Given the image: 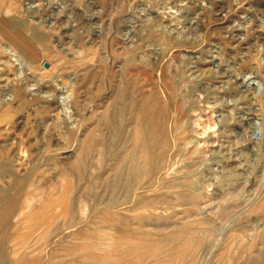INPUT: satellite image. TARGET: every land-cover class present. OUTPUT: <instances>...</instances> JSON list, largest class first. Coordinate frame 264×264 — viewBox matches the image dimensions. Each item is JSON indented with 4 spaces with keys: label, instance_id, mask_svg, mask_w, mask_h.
Returning <instances> with one entry per match:
<instances>
[{
    "label": "rangeland",
    "instance_id": "1",
    "mask_svg": "<svg viewBox=\"0 0 264 264\" xmlns=\"http://www.w3.org/2000/svg\"><path fill=\"white\" fill-rule=\"evenodd\" d=\"M165 1L0 0V264H264V0ZM16 37L36 67L23 76ZM21 79L43 94L26 104ZM61 87L71 111L36 110ZM120 93L147 111L172 104L188 130L165 181L131 186L136 113L120 114Z\"/></svg>",
    "mask_w": 264,
    "mask_h": 264
},
{
    "label": "bare ground",
    "instance_id": "2",
    "mask_svg": "<svg viewBox=\"0 0 264 264\" xmlns=\"http://www.w3.org/2000/svg\"><path fill=\"white\" fill-rule=\"evenodd\" d=\"M152 1H157V0H152ZM204 1H206V2H209V0H204ZM223 1V0H222ZM219 2V1H218ZM153 3V2H152ZM163 3V6L166 8V9H177V5H173V4H171L172 2H169V1H165V2H162ZM195 4V3H194ZM218 4V3H217ZM29 5V4H28ZM213 5H214V3H213ZM30 7V6H29ZM28 7V9L25 11V12H23V11H20V6H18L16 9H15V11H17L18 12V16H21L22 17V15H23V18L25 17V19H27V16L29 17L30 16V14H35L36 12H34L33 10H31V8H29ZM220 8V11L221 12H223L224 10H225V7L224 6H219ZM33 8V7H32ZM226 9H227V7H226ZM183 10V9H182ZM181 10V11H182ZM202 10V9H201ZM180 11V12H181ZM185 11V10H184ZM183 11V12H184ZM16 12V13H17ZM182 12V13H183ZM186 12V11H185ZM224 13V12H223ZM185 14V13H184ZM183 14V15H184ZM187 14V13H186ZM191 14V13H190ZM182 15V14H181ZM182 15V16H183ZM222 15V14H221ZM32 16V15H31ZM190 15H189V13H188V15H184V17L185 18H187L188 19V17H189ZM20 17V18H21ZM32 18V17H31ZM183 18V17H182ZM228 19V18H227ZM195 20V19H194ZM193 20V21H194ZM191 21V20H190ZM26 24V23H25ZM27 24H29V23H27ZM26 24V25H27ZM184 24V23H183ZM229 24V23H228ZM200 25V24H199ZM24 27H25V25H23ZM183 26V25H182ZM228 26V25H227ZM231 25H229V27H227V28H230L229 29V31H231L232 30V27H230ZM243 26V25H242ZM241 26V27H242ZM190 27V26H189ZM199 27V26H198ZM240 27V26H239ZM236 30V29H235ZM226 31V30H225ZM233 31H234V28H233ZM233 31H231V32H233ZM253 31V30H252ZM26 32V31H25ZM257 32V31H256ZM234 33V32H233ZM255 33V32H254ZM227 34V33H226ZM240 34H241V32L239 31L237 34H236V36L238 37V36H240ZM251 34V33H250ZM233 36V39H235V38H237L236 36H234V35H232ZM20 37V36H19ZM241 38V37H240ZM233 39H231V42H232V40ZM239 39V38H238ZM21 41V39H18L17 37L16 38H14V40H10L9 42H11V44L13 45L12 47H15V49H13L14 50V52H15V54H16V57H15V59H14V64L16 65V67L18 68V71L20 72V76H23V74L25 73V71H27V70H31V69H33V67H35L34 65H33V63H32V59H30V62L28 61V59H27V57L25 56V53H24V51H23V49H21V47L19 46V42ZM237 42V41H236ZM240 42V41H239ZM249 44V43H248ZM251 44V43H250ZM249 44V45H250ZM21 45H22V43H21ZM24 58H26L27 60H25ZM36 68V67H35ZM164 71V70H163ZM163 71H161L162 73H164ZM165 74V73H164ZM162 75V74H161ZM161 75H160V77H161ZM27 77V76H26ZM22 78V77H21ZM27 79L28 78H26V82H27ZM158 80V79H157ZM56 82H59V81H56ZM53 83H55V81L53 82ZM19 85L21 86H19L18 87V91H20V98H21V100L22 101H24L25 103L27 102V103H31V101L33 102L34 100H36V98L37 97H39V96H41L42 94H43V92L40 90V88L38 87V89H37V85H36V89H31L32 87H30L29 85H28V83H25V80L24 79H21V82L19 83ZM40 85V84H39ZM55 85V84H54ZM59 85V84H58ZM44 86V85H43ZM45 86H48V85H45ZM161 87V86H160ZM48 88H49V86H48ZM62 88V87H61ZM59 90V89H58ZM46 91V90H45ZM47 92V91H46ZM123 92V91H122ZM163 92V91H162ZM47 93H49V91L47 92ZM193 93V96H192V99H191V101H192V104H193V102H196V98H197V96H196V94H195V91L194 92H192ZM11 95V94H10ZM48 96L47 97H42V99H43V103H42V105L41 106H36V110H41L43 113H45V114H49V113H55L56 111H58L59 109H62V111L63 112H65L66 114L69 112V110H70V103L68 102V99L67 98H65V96H67V93L65 92V90H64V88H62L61 89V92H60V94H47ZM200 95V94H199ZM131 96V95H130ZM160 96V95H159ZM191 96V95H190ZM15 97V96H14ZM132 97H134L133 96V94H132ZM160 98H161V96H160ZM15 99V98H14ZM132 99V98H131ZM130 99V100H131ZM41 100V99H40ZM117 100V99H116ZM125 100V97H124V94H121L120 93V95H119V97H118V102H117V105H119L118 107H120L121 108V106H120V104L122 105V110H121V112H120V114L123 112L124 113V111H125V113L126 112H128V111H130V112H134V113H136V117H135V119H133L132 121H131V127H132V130H131V135H132V139L131 140H133V144H134V146H132V147H134V150H133V148H130L129 150L131 151V149L133 150V154H132V156H131V159L129 160L130 162H131V166H129L130 168H129V172L127 173V174H130L131 176V186L133 185H137V183H138V181L141 179V177H143V176H148L149 177V180L151 181V183H155V182H153L154 180H153V178L151 177V175H153V176H158V178L157 179H159V180H161V179H165V178H162V172H163V169H166L167 171H169L172 167H170V164H171V162H170V160H171V152H172V150H179V151H182L183 149H182V144L181 143H184L185 141H186V134L187 133H189V132H187V131H184L183 132V130L182 129H184V127L182 126L181 128H177L176 130L173 128V126H172V119H173V116L175 115V113L177 112H175V110H174V108H175V106H174V108L172 107V104H165V106H164V108L162 109V111H156V109H153V108H150L148 111H147V109L146 110H144V108L142 109V108H139L138 106H136V105H134V106H129L128 105V103L127 104H124V103H121V102H123ZM143 100H146V98H145V96H143ZM15 101V100H14ZM7 102V101H6ZM154 102V101H153ZM166 102V101H165ZM182 102V101H181ZM184 102V101H183ZM26 103V104H27ZM131 103V102H130ZM146 103V102H145ZM156 103V102H155ZM131 104H133V103H131ZM115 105H116V102H115ZM158 105V104H157ZM157 105H156V107H157ZM164 105V104H163ZM177 105V104H176ZM195 105V104H194ZM151 106V105H150ZM160 106V105H159ZM157 107V108H160V107ZM180 106V105H179ZM155 107V108H156ZM120 108L118 109L117 108V110L119 111L120 110ZM192 108V107H191ZM161 109V108H160ZM176 109V108H175ZM195 109H197L196 107H195ZM0 117H3L6 113H8V111H10V109H9V107H6V109H4V107L3 108H1L0 109ZM31 111H32V109H31ZM61 111V110H60ZM60 111H58V112H60ZM71 111V110H70ZM116 112V114H119V112ZM163 111H164V116H165V118H166V122H165V119H164V122L166 123H164L163 124V122H162V124L159 122V118H160V115L163 113ZM188 111V109H186V111H184V114L185 113H188L187 112ZM190 111V110H189ZM130 112H128L129 114H131ZM175 112V113H174ZM15 113V112H14ZM64 113V114H65ZM61 114V113H60ZM107 114H108V112H107ZM110 114V113H109ZM115 114V113H114ZM123 115V114H122ZM133 115V114H132ZM182 115V114H181ZM205 115V114H204ZM124 116V115H123ZM179 116V115H178ZM120 117V116H119ZM118 117V118H119ZM122 117V116H121ZM129 117V116H128ZM206 117H208V116H206ZM205 117V118H206ZM212 117V116H211ZM113 118V117H112ZM1 119V118H0ZM11 119V118H10ZM109 119V118H108ZM107 119V120H108ZM126 119H127V117H126ZM129 119V118H128ZM151 120V125H150V123L148 122V120ZM4 120V119H3ZM9 120V119H8ZM7 120V121H8ZM49 120V119H48ZM50 120H51V118H50ZM106 120V121H107ZM149 120V121H150ZM117 121V120H116ZM37 122H39V121H37ZM46 122H48V121H46ZM45 122V123H46ZM130 122V121H129ZM174 122V121H173ZM4 123V122H3ZM7 123V122H6ZM9 123V122H8ZM22 123V122H21ZM106 123V122H105ZM118 123H120L119 121H118ZM121 123H124V121L123 122H121ZM11 124H13L12 122H11ZM107 124V123H106ZM105 124V125H106ZM4 125V124H3ZM23 125V124H22ZM46 126V125H45ZM112 126L113 127H115V128H117L118 129V126H117V124L116 123H112ZM185 126V125H184ZM188 126V125H187ZM191 126V125H190ZM189 126V127H190ZM107 127H108V125H107ZM124 127V126H123ZM188 127V128H189ZM202 127V126H201ZM116 129V130H117ZM131 129V128H130ZM129 129V130H130ZM19 130V129H18ZM120 130V129H119ZM185 130H186V127H185ZM108 131H109V128H108ZM123 131V130H122ZM190 131V130H189ZM192 131V130H191ZM190 131V132H191ZM196 131V130H195ZM202 131V130H201ZM119 133V132H118ZM122 133V132H121ZM192 133V132H191ZM191 136V135H190ZM188 140V139H187ZM190 140H192V139H190ZM123 142V141H122ZM131 142V141H130ZM190 142H192V141H190ZM190 142H188V143H190ZM200 141L198 140L197 141V143H195V140H194V144H193V146L192 147H194L195 148V150H197V148L199 147V145H200V143H199ZM124 143V142H123ZM122 144V143H121ZM131 144V143H130ZM186 144V143H185ZM185 144H183V146L185 145ZM28 145V144H27ZM191 145H192V143H191ZM196 145V146H195ZM126 146V145H125ZM187 146V145H186ZM127 147V146H126ZM189 147V146H188ZM4 148V147H3ZM122 148H123V145H122ZM125 148V147H124ZM186 149V148H185ZM189 149V148H188ZM187 149V150H188ZM186 150V151H187ZM198 150H200V149H198ZM205 150V149H204ZM38 151V150H37ZM129 151V152H130ZM124 152V151H123ZM17 153V152H16ZM53 153V152H52ZM131 153V152H130ZM173 153V152H172ZM176 153V152H175ZM184 154H185V152H183ZM182 153V154H183ZM192 153V152H191ZM190 153V154H191ZM198 152L197 151H194L193 150V154L194 155H196ZM121 154V153H120ZM119 154V155H120ZM126 154H127V152H126ZM199 154V153H198ZM198 154H197V156L194 158L193 157V160H194V162L196 163V158H198ZM125 155V154H124ZM130 154H128L127 156H129ZM173 155H174V153H173ZM187 155V154H186ZM193 155V156H194ZM200 155V154H199ZM178 156H180V155H178ZM184 156V155H183ZM183 156H181V157H183ZM188 156V155H187ZM17 157V156H16ZM190 157V156H189ZM189 157H186L185 156V158L187 159V158H189ZM201 157V156H200ZM1 156H0V160H1ZM12 158V157H11ZM129 158V157H128ZM138 158L141 160V163L139 164V162H138ZM177 158V157H176ZM208 158V157H207ZM18 159V158H17ZM179 159H181V158H179ZM186 159L184 160V161H186ZM192 159V158H191ZM126 160V157L124 158V157H122V155H121V157H118V159H117V161H116V172H125V169H126V167H124V161ZM173 160V159H172ZM171 160V161H172ZM188 160H190V158L188 159ZM200 161H201V159H199ZM2 161V160H1ZM174 161H175V159H174ZM178 161V160H177ZM192 161V160H191ZM190 161V162H191ZM4 162V161H3ZM126 162V161H125ZM187 162V161H186ZM189 162V163H190ZM173 163H176V162H173ZM197 163H199L198 162V160H197ZM196 163V164H197ZM1 164V163H0ZM177 164V163H176ZM179 165V164H178ZM190 165V164H189ZM84 166L85 165H83V162H82V159L81 160H79L78 162H77V166H76V169L75 170H77L81 175L85 172L84 171ZM173 166H176V165H173ZM3 167V166H2ZM1 167V168H2ZM53 168V167H52ZM5 169V168H4ZM171 171V170H170ZM7 172V171H6ZM193 172V171H192ZM2 173H4V172H2ZM19 173V172H18ZM5 174V173H4ZM7 174H9L8 172H7ZM10 175V174H9ZM129 177V176H128ZM176 177V176H175ZM9 178V177H8ZM11 179L12 178H17V175L15 174V173H12V175H11V177H10ZM22 178V177H21ZM127 178V177H126ZM172 178V177H171ZM177 178V177H176ZM119 179V178H118ZM129 179V178H128ZM127 179V180H128ZM155 179V178H154ZM120 180V179H119ZM122 180V179H121ZM156 180V179H155ZM190 180V179H189ZM161 181H165V180H161ZM188 181V180H187ZM191 181V180H190ZM188 182V183H184L183 181H180V180H178V179H175V180H173L172 182V184L168 187L169 189H171V188H176V189H181V188H183L184 189V187H185V192H186V195L187 194H191V196H192V198H194V199H196V197H197V194H196V191H195V186H196V183L195 182ZM117 182V181H116ZM119 182V181H118ZM128 182V181H127ZM121 183H123V181L121 182ZM18 184V183H17ZM118 184V183H117ZM128 184V183H127ZM162 185V184H161ZM114 186H115V184H114ZM117 186V185H116ZM124 186V185H123ZM18 188H20V186L18 187ZM127 188H128V186H127ZM154 188V187H153ZM115 189V188H114ZM124 189V188H123ZM129 189V188H128ZM168 189V190H169ZM186 189H187V191H186ZM2 190V189H1ZM182 190V189H181ZM180 191V190H179ZM178 191V192H179ZM1 192V191H0ZM117 192V191H116ZM5 193H6V191H5ZM175 193V192H174ZM177 194V193H176ZM175 194V195H176ZM178 194H180V193H178ZM182 195V194H181ZM130 196H136V195H134V192L132 193V192H130L129 194H128V198L130 197ZM184 196V195H183ZM6 197V196H5ZM8 197V196H7ZM10 197V196H9ZM137 198V197H136ZM146 198V197H145ZM190 198V197H189ZM7 199V198H6ZM16 199H18V198H16ZM135 199V198H134ZM180 199V198H179ZM182 199H184V198H182ZM182 199H180L181 201H182ZM15 201V200H14ZM16 201H18V200H16ZM15 201V202H16ZM20 201V200H19ZM167 201V200H166ZM173 201V200H172ZM184 201H186V200H184ZM189 201V200H188ZM192 201V200H191ZM197 201V200H196ZM1 202V201H0ZM14 202V203H15ZM170 202V201H169ZM180 202V201H179ZM11 203V202H10ZM13 203V202H12ZM167 203V202H166ZM173 203V202H172ZM17 204H19V203H17ZM170 204V203H169ZM10 205V204H9ZM8 205V206H9ZM14 205V204H13ZM139 205H141V203L139 204ZM143 205L144 204H142L141 206L143 207ZM173 205H175L174 203L172 204V206ZM178 205V204H177ZM195 205H197V203L195 202ZM4 206V205H3ZM7 206V205H6ZM7 206V207H8ZM18 206V205H17ZM165 206H167L166 204H165ZM169 206V205H168ZM0 207H1V205H0ZM170 207H171V205H170ZM176 207V206H175ZM9 208V207H8ZM17 208V207H16ZM169 208V207H168ZM183 208V207H182ZM1 209V208H0ZM12 209V208H11ZM16 210H18V209H15V211ZM138 210V209H137ZM13 211V210H12ZM188 211V210H187ZM6 213V212H5ZM175 213V212H174ZM13 214V213H12ZM15 215V214H14ZM9 216V215H8ZM205 216V215H204ZM159 217H161V216H159ZM1 218V217H0ZM13 219V218H12ZM166 220V219H165ZM7 221V220H6ZM168 221V220H167ZM4 222V221H3ZM113 233V232H112ZM116 235V234H115ZM134 237V236H133ZM185 237V236H184ZM135 238V237H134ZM136 239H138V238H136ZM135 239V240H136ZM182 239H183V237H182ZM182 243H184V242H182ZM135 246H137V244L135 245ZM132 247H133V245H132ZM141 247V246H140ZM135 248V247H134ZM138 249H140V248H138ZM137 249V250H138ZM137 252V251H136Z\"/></svg>",
    "mask_w": 264,
    "mask_h": 264
},
{
    "label": "water",
    "instance_id": "3",
    "mask_svg": "<svg viewBox=\"0 0 264 264\" xmlns=\"http://www.w3.org/2000/svg\"><path fill=\"white\" fill-rule=\"evenodd\" d=\"M49 66H48V64H45V68H48Z\"/></svg>",
    "mask_w": 264,
    "mask_h": 264
}]
</instances>
